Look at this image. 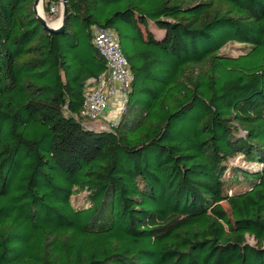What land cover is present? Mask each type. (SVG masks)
Returning <instances> with one entry per match:
<instances>
[{"label":"trees","instance_id":"obj_1","mask_svg":"<svg viewBox=\"0 0 264 264\" xmlns=\"http://www.w3.org/2000/svg\"><path fill=\"white\" fill-rule=\"evenodd\" d=\"M35 1L0 0V264H264V0ZM94 27L132 48L108 130Z\"/></svg>","mask_w":264,"mask_h":264},{"label":"built area","instance_id":"obj_2","mask_svg":"<svg viewBox=\"0 0 264 264\" xmlns=\"http://www.w3.org/2000/svg\"><path fill=\"white\" fill-rule=\"evenodd\" d=\"M57 9L58 7L53 6L51 13L55 14ZM94 45L106 62L108 74H102L87 82L81 117L95 123L105 118L106 112L114 106L113 119L108 127L110 129L118 123L125 109L133 75L120 40L110 29L96 27ZM101 127L106 130V127Z\"/></svg>","mask_w":264,"mask_h":264},{"label":"rangeland","instance_id":"obj_3","mask_svg":"<svg viewBox=\"0 0 264 264\" xmlns=\"http://www.w3.org/2000/svg\"><path fill=\"white\" fill-rule=\"evenodd\" d=\"M43 7H44V13H45L44 15H45L46 20H47L48 23L51 24V23L59 22V25L62 24V17H63V11H64L63 4L58 6V9H57L55 14H47L45 12V5H43ZM95 28L96 27L93 28V32H95ZM112 32L117 35V33L115 31H112ZM124 32H125V34H132L133 33V31L130 28L124 29ZM121 43H122V48L124 49V51L127 52V53H131V55H132V48H131V45H130V40L122 39ZM227 50H230V47L227 48ZM231 53L237 54L238 52H236L235 50H233V51L231 50ZM117 118L118 117H115V119H117ZM112 119L106 121L103 118L101 121H97L95 123L87 122L86 124L89 125L91 128L96 129V130H100V129L103 130V128L101 126L106 127V130H108L109 129L108 127H110V121ZM233 161H234V164H240L241 163V158L238 157V158L234 159ZM255 167L258 168L259 166H255ZM84 200H85L84 199V195H81V196L76 198L74 203L77 206H79V207L80 206H84ZM213 211L220 212L222 214L223 218H224L225 223H227V224L228 223H232V221H233L232 213L230 211L229 206L226 203L219 204L218 206L213 208ZM251 242L253 243L252 240H251Z\"/></svg>","mask_w":264,"mask_h":264},{"label":"water","instance_id":"obj_4","mask_svg":"<svg viewBox=\"0 0 264 264\" xmlns=\"http://www.w3.org/2000/svg\"><path fill=\"white\" fill-rule=\"evenodd\" d=\"M45 3V0H36L35 1V4H34V11L36 13V16L38 18V20L40 21V23H42V25L44 26L45 30L49 33H60V32H63L65 30V23H66V19H67V13H68V4L66 2V0H63L62 4H63V8H64V11H63V17H62V24H60L59 27H51L46 18L45 17H42L41 14H40V11H39V6L40 4H42V8H43V11H44V5Z\"/></svg>","mask_w":264,"mask_h":264},{"label":"bare ground","instance_id":"obj_5","mask_svg":"<svg viewBox=\"0 0 264 264\" xmlns=\"http://www.w3.org/2000/svg\"><path fill=\"white\" fill-rule=\"evenodd\" d=\"M39 11H40V14H41V16L42 17H45V13H44V11H43V8H42V4H40V6H39ZM46 18V17H45ZM51 27H54V28H56V27H59L60 25H59V22H55V23H48Z\"/></svg>","mask_w":264,"mask_h":264},{"label":"crops","instance_id":"obj_6","mask_svg":"<svg viewBox=\"0 0 264 264\" xmlns=\"http://www.w3.org/2000/svg\"><path fill=\"white\" fill-rule=\"evenodd\" d=\"M113 107H114V106L111 107V110H109L108 112H106V114H105V118H104L106 121L112 119V117H113V115H114V114H113ZM100 130H101V129H100Z\"/></svg>","mask_w":264,"mask_h":264}]
</instances>
